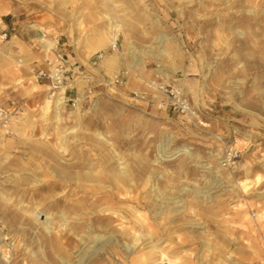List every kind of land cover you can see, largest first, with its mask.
<instances>
[{
    "label": "rangeland",
    "instance_id": "rangeland-1",
    "mask_svg": "<svg viewBox=\"0 0 264 264\" xmlns=\"http://www.w3.org/2000/svg\"><path fill=\"white\" fill-rule=\"evenodd\" d=\"M0 8L60 37L72 63L127 72L117 94L57 105L35 87L22 59L30 48L0 27V105L20 106L11 130L0 129V264L264 263V0H0ZM156 76L181 84L194 117L130 98ZM229 150L237 157L227 164ZM84 159L98 173L127 166L137 180L119 193L89 184L84 192L101 204L87 232L61 220L77 218L82 195L63 174ZM110 198L163 233L155 254H145L144 230L138 244L121 238L133 223L100 221Z\"/></svg>",
    "mask_w": 264,
    "mask_h": 264
},
{
    "label": "built area",
    "instance_id": "built-area-1",
    "mask_svg": "<svg viewBox=\"0 0 264 264\" xmlns=\"http://www.w3.org/2000/svg\"><path fill=\"white\" fill-rule=\"evenodd\" d=\"M0 37L5 39L7 33L4 31ZM47 38L49 41H42L40 45L42 58L39 65L33 69L34 78L45 84L47 92L55 97L59 105L78 108L99 95L119 92L124 75H127L126 71L121 70L111 76L90 71L83 64L76 65L71 62L66 51L67 45L60 37L49 35ZM118 48L117 39L110 42V51L115 52ZM103 56V52L96 54V60ZM144 84V90L131 91V99L151 103L157 110L175 111L188 118L195 116L193 106L178 82L156 76ZM19 108L15 101H12L9 107L0 105V129L6 132L11 130L13 119L16 117L15 112H19ZM235 157L237 152L229 150L224 161L228 164Z\"/></svg>",
    "mask_w": 264,
    "mask_h": 264
},
{
    "label": "bare ground",
    "instance_id": "bare-ground-1",
    "mask_svg": "<svg viewBox=\"0 0 264 264\" xmlns=\"http://www.w3.org/2000/svg\"><path fill=\"white\" fill-rule=\"evenodd\" d=\"M116 1V0H115ZM119 10V9H118ZM3 12V9L0 8V13ZM124 12V11H122ZM81 23V22H80ZM109 29L113 30V29H117V26H113V24L111 23L109 25ZM41 30H43V37L40 38L41 41H47V37H45V33L47 31L50 30H45V28L43 27H39ZM46 31V32H45ZM104 39V38H103ZM116 39V38H115ZM115 39H112L115 40ZM49 41V40H48ZM97 47L99 46L98 44H96ZM137 54L132 52L131 56L133 57L134 60L138 59ZM26 57V56H24ZM28 57V56H27ZM26 59V58H25ZM142 62V61H139ZM164 75V74H163ZM166 76V75H165ZM179 85L181 86V84L179 83ZM50 100H47V104H49ZM56 104L58 105L59 102L56 101ZM163 149V145H161ZM183 152L185 151L184 148L182 149H177L174 150L172 152V155L176 156L179 155V152ZM87 154V153H86ZM86 154L84 152H82V157L86 156ZM111 154V153H110ZM113 154V153H112ZM182 154V153H181ZM115 155V154H114ZM120 155V154H119ZM122 155V154H121ZM119 158H121V156H119ZM108 169H106L108 172H104V173H98L95 170V163L89 161V160H82L79 169L74 171V172H67L65 174H63V179H65V181H70L71 179H75L76 181V188L80 189L82 192V195L78 198V202L77 205H72V209L74 212L77 213V218L75 217L73 220H71L70 218H67V215H63L61 217V220L64 221V225H68L66 223L69 222L68 219H70V226L75 227V228H80L81 230H86V232L88 230H90V226L91 228L92 224L90 221L93 219H97L98 216H93L90 217L89 215H94V213L97 212L96 207L99 206L101 204V198L100 197H94V192L93 194H90L89 192H84L85 190H91L93 191L94 186L93 185H89L91 182H97V181H106L109 184L112 185V187H115L117 189L116 193H119L120 190H123V186L128 188L130 186H134L135 182L137 181L136 178H134L132 176V173L130 171V169L127 166H124V168H116L114 167V165H110L107 167ZM209 168V167H208ZM142 179H144L143 177H140L138 180L142 181ZM137 184V183H136ZM235 184H237V186L241 187V189L243 191H246L248 188V184L244 181V180H238L235 181ZM105 187V186H104ZM124 191V190H123ZM159 192V191H158ZM167 192V191H166ZM192 192V191H191ZM202 194V197L204 196V191L200 192ZM182 194V193H181ZM160 195V194H159ZM112 197L113 194H107L104 197ZM78 197V196H77ZM115 197V196H114ZM193 197V196H192ZM149 198V197H148ZM152 198V197H151ZM162 198V197H161ZM173 200V199H172ZM112 198L108 199L107 201H104V203H106L107 205L105 207H103L102 209H100V211L103 214V216L100 218V221L103 222L104 225L106 226H110L111 222L114 220V217H117V219H122V220H127V222L133 223L132 227L129 230H125V231H121L122 233V237L121 238H125L126 240H129V242H131L132 245H135L136 243L138 244V241L142 238L140 235V231L138 233V230H144L145 232V237L147 238V247H146V251L145 254L147 255H152L155 254L156 250V244L159 240V236L162 235L163 233H161L160 230L156 229L153 227V224L149 221V217L147 218L144 215H140L137 214V211H132L129 208H124L121 209L120 206H115V204L112 202ZM119 201V200H118ZM122 202V201H121ZM161 202V200H160ZM146 204V203H145ZM155 204V203H154ZM152 205V204H151ZM158 205V204H157ZM154 208V207H153ZM160 208V207H159ZM150 209V208H149ZM148 211V210H147ZM97 214V213H96ZM37 215V214H36ZM158 216L157 213H154L152 217H156ZM131 217H134L131 218ZM36 218V216H35ZM39 218L41 219L42 217L39 215ZM157 221V220H156ZM88 222V223H87ZM90 222V223H89ZM88 225V227H87ZM69 226V225H68ZM121 226V224L119 225ZM64 227V226H63ZM62 227V228H63ZM122 227V226H121ZM126 227V226H125ZM124 227V228H125ZM129 228V227H128ZM75 230V229H74ZM78 230V229H77ZM92 230V229H91ZM114 230V228L112 229ZM94 231V230H93ZM104 231V230H103ZM118 231V230H117ZM96 232V231H95ZM113 233L115 231H112ZM173 231H170L169 233H172ZM106 234V233H105ZM115 234V233H114ZM202 234V233H201ZM85 235V234H83ZM110 235V234H109ZM113 235V234H112ZM117 235V234H116ZM1 236H3L2 234H0V238ZM78 236V235H77ZM89 236V235H87ZM100 236V235H99ZM114 236V235H113ZM80 237V236H79ZM102 237V236H101ZM4 239H6V236H3ZM84 238V237H83ZM93 238V237H92ZM91 238V240H93ZM104 238V237H103ZM106 238V236H105ZM214 238V237H213ZM80 239V238H79ZM90 239V238H89ZM109 239V238H108ZM162 239V238H161ZM1 240V239H0ZM95 240V239H94ZM115 240V239H114ZM117 240V239H116ZM122 240V239H121ZM142 240V239H141ZM119 241V240H118ZM95 242V241H94ZM93 242V243H94ZM110 242V241H109ZM142 242V241H141ZM162 242V241H161ZM85 243V242H84ZM91 243V242H90ZM100 243V242H99ZM124 243V242H123ZM164 243V242H163ZM159 244V243H158ZM162 244V243H161ZM160 244V245H161ZM93 245V244H92ZM162 246V245H161ZM168 246V244H167ZM159 248V247H158ZM173 250V249H172ZM173 252V251H172ZM143 254V253H142ZM177 255V254H176ZM159 262V260H157ZM161 261V259H160ZM167 261V260H166ZM159 264H164V262H159ZM166 264V263H165ZM171 264V263H168Z\"/></svg>",
    "mask_w": 264,
    "mask_h": 264
},
{
    "label": "crops",
    "instance_id": "crops-1",
    "mask_svg": "<svg viewBox=\"0 0 264 264\" xmlns=\"http://www.w3.org/2000/svg\"><path fill=\"white\" fill-rule=\"evenodd\" d=\"M17 14L18 12L14 9H11V11H8L6 13L4 11L0 13V27L3 26V29L10 28L11 30H13V38L15 39L17 37L22 43L25 44L26 49L30 48L28 51L29 56L23 57L22 59L27 66H32L34 69L39 65V62L42 58V53L40 50L42 41L40 40V38L44 35L43 30H41L39 27H36L35 25L25 26L22 21L19 20ZM8 16L11 17L10 19H8V21H6V17ZM47 36H49L48 31L45 33V37ZM12 43L15 44L14 41H12ZM35 82L37 83L35 87H43L45 88L43 91L47 92L45 84L36 80ZM261 264L264 263L261 262Z\"/></svg>",
    "mask_w": 264,
    "mask_h": 264
}]
</instances>
